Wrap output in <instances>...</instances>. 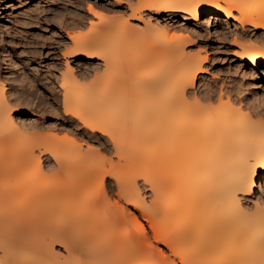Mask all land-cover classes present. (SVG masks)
Instances as JSON below:
<instances>
[{
	"label": "bare ground",
	"instance_id": "1",
	"mask_svg": "<svg viewBox=\"0 0 264 264\" xmlns=\"http://www.w3.org/2000/svg\"><path fill=\"white\" fill-rule=\"evenodd\" d=\"M119 3L123 7L122 4L127 5L128 1L120 0ZM136 4L135 6H132V3L128 4L129 8L131 6L133 8L130 10L134 20H143V9L154 14L165 13L167 18L182 12L185 14L184 20L201 19L203 25L205 24L208 29H215L213 31L225 39L229 37L228 34L232 29L230 46L242 47L244 39H248L249 46L242 51H234V54L240 61V66L235 71H241L244 77L246 76L248 94L246 93L244 98L246 103L248 102L245 104L249 106L245 105L246 107L242 109L243 107L234 101V93L231 94L232 91L229 93L224 87L219 93L213 88L202 92L195 90L200 73L206 72L204 64L208 57L202 58L200 54L192 56L190 53V55L185 53L186 44H192L189 35L180 34V36L173 33L180 36L176 39L179 42H174L173 36L170 39H174L173 43H169L172 45L155 46L154 55V51L151 50L154 47L148 48L153 56L148 62L151 60L154 62L155 59L162 60L161 57L166 54L168 57L174 56L175 59L170 58L172 63L170 62L169 65L168 62L166 65L163 64L164 66L153 65L154 72L151 71L144 76L142 72L152 64L144 66L148 63L144 57L146 60L143 62L146 63L139 65L137 63V67L140 68L136 67L137 70L135 68L136 73L139 70V75H136L139 78L130 75L131 78L128 76L130 82L122 83L124 85L120 82L119 87H123V90L129 87L127 89L131 92L130 95L120 89V94L115 100L109 98L111 101L108 99L106 101L104 95L102 98L100 97L102 95L98 96L99 94L95 96L96 91L100 93L101 85L88 84L79 87L78 78L85 76L86 73H78L73 66H67L71 69L63 74L67 80H62L61 87L64 88L65 102L71 101L74 105L65 108V114L72 116L70 119L72 122L77 119L89 131L110 136L116 149H124L128 144H124L126 142L122 141L124 138L119 139L117 133L115 134L117 131L114 122L121 124L124 120L127 126L136 118L134 121L138 128L146 126V130L143 129L144 138L150 140L151 144L147 146L144 143L143 148L148 147L151 154L152 151L156 152L153 155L158 152L159 156L153 164L160 165L158 177L161 175L160 179H163L161 181L157 178L156 180L145 178L155 196L153 205L149 207L143 205L144 189L135 185L138 183V176L134 172L129 178L134 187L130 186L128 189L122 187L123 179L116 176H114L116 183H108L107 178L113 176L115 166L120 164H115L104 157L92 156L93 152L90 149L78 151L73 149V151L58 144L38 155L32 148L21 147L25 146L24 143L27 146L28 143L32 144L33 148L37 147V142L34 143L36 134L34 130L29 131L33 137L30 139H35L33 142L30 141L31 143L28 140L30 136L25 137L27 134L25 138L22 136L24 129L21 131L17 118L12 117V109H9V100L6 98L8 94L4 92L2 86L0 90V264H264V209H262L264 206L256 200L254 203L256 212H250L251 209L247 208L245 202L247 196L257 193V187L264 189V121L256 117L264 118V103L257 104L253 101L256 95L252 97L249 94L255 93L257 88L250 80L255 77L256 72L264 70V0H137ZM88 10L98 15L99 11L94 10L93 6L90 5ZM106 20H103L104 27L102 31H97L96 36L84 38L80 35V37L71 35L75 48L70 53L76 58L86 60L85 64L89 66H97L99 63H95L94 60H102L107 67L112 65V62L119 58L118 56L131 55L133 52L130 42L132 39H128L129 43L127 38L135 36L133 35L135 32L138 34L137 28L130 24L128 19L120 21L121 31L118 28L119 34L113 41V38H110L113 30H109L112 21L106 25L108 24ZM147 23L148 29L145 30L146 33L143 31L144 34L150 32L151 22ZM108 26L109 28L106 29ZM162 28L165 29L163 26ZM143 38L149 41L148 36L144 35ZM151 42L154 43L153 40ZM2 54L12 62L8 50H4ZM191 62H194L192 67L189 64ZM182 63L186 64L183 65L185 67L181 66ZM12 65L17 68L14 62ZM178 66L185 68L184 73L182 71L181 76L176 79L175 75L171 74L172 81L169 74L176 73V70H179ZM181 68L177 72H180ZM168 69L172 71L169 72ZM153 74L154 79H152ZM68 76H72L73 79H69ZM143 76L145 79H142ZM159 76L161 78L168 76L169 79L165 77L167 81L164 78L158 79ZM119 78L117 81L123 80ZM98 81L100 82L97 79L94 83ZM137 83L140 85H136ZM172 84L175 88L167 93ZM166 85L168 87L165 92L166 89L163 90V87ZM136 86L140 87V93L146 92L147 101H143V93L131 95L135 90L139 92ZM94 88L97 90L91 94L93 91L90 93V90H95ZM86 91L90 96L86 95ZM114 92L115 90H112L115 96ZM157 93L160 99L154 96L158 95ZM149 95L150 98L151 95L155 97L154 102L148 101ZM80 97L84 107L82 109L83 105H81L80 111H76ZM98 97L104 98L105 104L114 102L105 106L99 103L100 100L99 102L95 100ZM216 98L219 102L217 101L215 107L207 105L208 102L205 103V101H214L215 104ZM102 105L105 107L103 108ZM98 112L100 113L97 114ZM17 114L18 119L35 116L26 111H17ZM88 115H91L90 118ZM107 115L112 117L111 122L105 119ZM129 120L130 122H127ZM140 131L142 132V128ZM3 134L12 136L10 139L15 143L14 145H17L16 148L20 153L11 151L1 142ZM139 138L141 137L131 139L132 144ZM141 141L137 142L138 145L136 142L134 144L143 145ZM150 142L147 141L148 144ZM129 147L128 145L127 149ZM129 149L128 153L132 154L131 156L134 153L135 160L132 158L129 161L128 153L120 155L119 160L127 163L129 161L130 165L134 163L138 165V160L142 164L146 162V158L149 160L147 153L139 155L134 148ZM146 150L147 148L145 152ZM44 156L45 160L53 158L55 165H44ZM145 156L146 160L142 161ZM55 169L60 173L68 170L70 177L68 176L67 181L70 178L72 180L64 185V181ZM52 172L57 174L56 178L55 175L51 178ZM89 184H98L99 192L97 189L94 191L95 195H91L92 192L84 193L83 191L90 188ZM114 185L118 189V199L115 201L112 213L108 214V211V215L103 218L100 209L103 207L102 204L105 205V201H108V192ZM82 193L86 195L82 197ZM64 196L70 201L62 200L61 198H66ZM80 200L82 204L79 203ZM120 201L133 206L134 209L121 205ZM96 208L99 211L95 210V212ZM143 220L149 223V229L146 228ZM129 222L131 225L128 224ZM56 245L61 246L65 254L57 253ZM160 245L169 253H166Z\"/></svg>",
	"mask_w": 264,
	"mask_h": 264
},
{
	"label": "rangeland",
	"instance_id": "2",
	"mask_svg": "<svg viewBox=\"0 0 264 264\" xmlns=\"http://www.w3.org/2000/svg\"><path fill=\"white\" fill-rule=\"evenodd\" d=\"M119 1L120 0H0V52H1L0 53V90H1V87L3 86L4 92L6 91L5 93L8 94V95L7 94L5 95H7L6 98H8L7 100H9L8 101L10 104L9 109H12V111L10 110L11 115H13L12 117H14V119L17 118L18 123L22 128L21 131L24 129L22 131L23 133L22 136L24 137L27 134V136L25 137L30 136L28 137L29 142L30 141L33 142L35 139H30L32 135L29 131L34 130L33 132H35L36 134V136L34 137H36L37 141L35 140L34 143L37 142V145H38L37 147L35 146V148H33L32 144H29V143H28V146L27 144L24 143L25 146H21V147L23 148L26 147L29 149L32 148L35 154H38V155L42 152H45L46 151L45 149L47 148L49 149L55 145L58 146V144H61V146L63 145L65 147H68L69 150L74 149L78 151V150L90 149V151L93 152L92 156L104 157V158L110 159L115 164H120L118 166L117 165L115 166L116 169L114 168L115 172L113 176L107 178L108 183L109 182L116 183L117 182L116 178H119L121 180L123 179L122 180L123 182H121L123 185L122 187L127 188V189L130 188V186L134 187V184L130 183L129 181L130 174L134 172L135 175L138 176V183L135 185L142 187V189H144L143 196L145 198L144 199L145 203L143 202V205L145 206L148 205L150 207V205L153 202V199H155V196H153L154 194L149 189V186L147 185L145 178L148 177L154 180H156L157 178V180L159 179L161 181L163 179H160L161 175L158 177V173H159L158 167L160 165L153 164V161H155V159L159 156L158 152L156 155L155 154L153 155V153H156V152L152 151V154H151L150 153L151 150L148 147L143 148L144 143H146L147 146L148 145L150 146L151 144L150 140L144 138L143 132H145L146 126H144V128L141 127L142 128V132H141L140 131L141 128H138L136 126V122H135L136 118L132 119L133 121L132 124H127V126H126V122L124 123V120L123 122H121V124L120 123L115 124L114 122L115 120L113 121L115 131L117 132H115L114 129L113 131L115 132V134L117 133L116 135L119 137V139L120 137H122V139L123 138L125 139V140L124 139L122 140L123 142L126 141L124 142V144L126 143L130 146L129 148H134L135 150H137V154L139 155L141 153L142 154L147 153L146 155H149V160L148 158H146V156L143 157L142 161H144L145 158L147 159V160L145 159L146 162H143V164L140 163L141 161L138 160L139 163L138 162L137 163L138 165L140 164L139 166L135 163L133 165H130L131 163L129 161L132 160V158L135 160V157H134V153H133V156H131L132 154L128 153V151H130L129 148L127 149L128 145H125V146L123 145L125 150L123 148L116 149L114 148V145L111 142L112 138H110V136L102 135L99 132L93 133L92 131H89L88 129L84 128L83 124H81L77 119H74V122H72L70 120L72 116L65 114V108L67 106L74 107V105L72 104L73 102L69 101L67 102L68 104L65 102L64 96H63L64 88L61 87L63 81L67 80V77L66 78L63 77V74L68 73L69 69H71V68H68L67 66L69 67L73 66L78 73H84V74L86 73L85 76L83 75L82 77L78 78L80 80L79 83L77 82L78 84H80L79 87L87 86L88 84L89 85L95 84L96 86L101 85L102 87H101L100 93H98L99 91L97 92L96 91L97 89L95 88H94L95 90L91 89L90 93L93 91L91 93L93 94L96 91V93H94L95 96L99 94L98 96L102 95L100 96L101 98L104 95V98L106 101L107 99L109 101L110 100L109 98H113L112 100H115V97H117L120 94L119 92L121 90L124 91V93L126 92L127 94L130 95L131 92L129 91V89H127L129 87L126 88L127 91L126 89L123 90V87H119L120 82H121V85H124L122 83L130 82L128 79L130 75L132 76L134 75L133 78L137 77L136 75H139L138 74L139 70L136 73L135 68L141 63H146V62H143L146 59H147L146 60L147 62H148V59L150 58L153 59L152 52H150L151 50L154 51L156 47L158 46L160 47L165 46V45L171 46L173 43L172 40L175 39L174 42H179L176 39L180 38L181 35L183 36L189 35V37L192 38V39L190 38L192 44L190 43L186 44L185 53H188V54L190 53L192 56L196 54H200L202 58L206 56L208 57L207 61L204 64V68L206 72L200 73L199 81L197 83L195 90L198 92H202V91L208 90L209 88H213L217 90L219 93L220 90L224 87L226 91L228 92L232 91L231 94L234 93V98H235L234 101L238 105L243 107L242 109H244V107L249 106V105H246L248 102L246 103L245 98H244L246 96V93L248 92V91L246 92V90H248V84L246 82V78H245L246 76L244 77L241 71H235V69L240 66L239 65L240 61L237 58V56H235L234 51L236 50L242 51V49L248 47L249 45H248V39H244L243 41L244 45L242 47L230 46V41L233 37L231 36V32L233 31L232 29H230V32L228 34L229 37L225 39L223 36L221 37V35H217V33L214 32L215 29H211V28L208 29L205 26V24L203 25V20L201 19L200 20H190V19L184 20L183 17L185 16V14L182 12L176 13V15L173 16L172 18H167L165 13L164 14H154L153 12L149 10L143 9L142 10L143 13L141 12L143 16V20L142 21L134 20L132 18V10L130 9H133L132 8L133 5L134 6L137 5L136 4L137 0H125V1H128V3L127 5L122 4L123 7H121V3H119ZM131 3H132V6L129 8L128 4L130 5ZM90 5L94 7V10H96L97 12L99 11L98 15L93 14L92 11L91 13L90 10H88ZM104 19L105 20L107 19L105 22L108 24L105 23L106 25H109V22L112 21L109 25L111 29L109 28V26L106 27V29L109 28L110 31L113 30L110 33L111 34L110 38L112 37L113 41L116 40L114 39V37L118 36L119 29L121 31V27H120L121 22L127 19L129 20L130 24L134 25L137 28L138 34L140 35L138 36L137 32H135V34L133 35H135L136 37L133 36L132 38L131 37L127 38V40L132 39L130 40V42L133 48L132 50L133 52L131 53L129 51L131 55L127 54L128 53L127 51H126L127 56H124V54L122 55L120 53L122 56L117 55L119 58L118 59L116 58L115 62L114 61L112 62V65L110 64L109 66H107L108 68L105 66L102 60H94V62L99 63V65L92 67V66L85 64L86 60L76 58L74 55L70 53L75 48V43L72 40L71 35L72 37L73 36L76 37L80 35L84 38L96 36L100 30L102 31V27H104L102 24L104 23L103 22ZM149 21L151 22L149 23L150 32L147 34H144L143 31L148 29L147 22ZM111 24H112V27H111ZM117 24H118V27H117ZM162 26L165 27V29H163ZM160 28L162 29V31ZM139 30L143 33L139 32ZM163 32H165V34H163ZM173 33L178 34V35L181 34V35L178 37V35L176 36ZM144 35L149 37V41L143 38ZM173 36L175 38L170 40ZM151 40H153L154 43H152ZM170 42L172 43L169 44ZM151 46L154 48L149 50L150 48H152ZM4 50L5 51L8 50V54L10 55L12 62L7 60L4 57V54H2L4 53ZM146 52L148 54H146ZM149 53H151V55ZM154 53L155 51L153 52V55ZM168 54L173 55L174 53H168ZM145 55H147L148 58ZM144 57H146L145 60H144ZM161 58L162 60L158 59L157 61V59H155L156 61L154 62L151 60L150 62L146 63L144 66H147L151 63L152 64L149 65L148 68L145 67L146 70L144 72L141 71L142 74H144L145 76L147 73H150L151 71H153L152 67L155 68V66L159 64L166 65L167 62H168V65L171 64L174 56L172 58V56L168 57L166 54L164 57H161ZM13 62L15 63V65H17L16 69L14 68L15 66L12 65ZM173 62H176V61L173 60ZM137 63L138 65H136ZM193 63L194 62L189 63L190 67L194 66ZM183 65H186V64L182 63L181 66ZM181 66H178L179 70ZM142 69L144 70V67H142ZM168 70L169 72L172 71V69L171 70L168 69ZM177 70H176V73L175 72L170 73L169 74L170 77H171V74H173L175 75L174 76L175 79L179 78L178 76L183 70H185V68L182 69L180 72H177ZM107 71L109 72L110 75H108ZM242 75H243V78L241 77ZM114 76H116L117 78ZM144 76L142 79H145ZM119 77H121L123 80L117 81ZM164 77L166 79L168 78V76H164ZM68 78L71 80L73 79L72 76H68ZM124 78L125 79L127 78L128 80L126 79L127 80L126 81ZM137 78H139V76ZM163 78H161L160 76L158 77V79H163ZM97 79L100 80V82L98 81L99 84L94 83V81H97ZM152 79H154V74H153ZM104 80L106 82H104ZM170 80L173 81L172 77L170 78ZM107 81L109 83H107ZM250 82L254 84L255 87H257L255 88L256 91L254 90L255 93L254 92L249 93L252 97L254 96V94L256 95V97H253L254 98L253 101L254 102L256 101L257 104H259L260 102L264 103L263 101L264 100L263 99L264 98V70L262 69L259 72H256L255 77L251 79ZM173 84L171 85V87L168 88V91L166 87H168V85L170 84L164 86L163 90L166 89L165 92L167 91V93L171 92V89L175 88ZM258 84L260 86H258ZM136 85H138V83ZM136 87L135 89L138 88ZM106 88H108V90H110L111 92L106 90ZM132 88L133 87H131V89ZM227 88L228 89L234 88V90H228ZM111 89L115 90L114 92L115 96L112 94ZM141 89H143V86ZM160 89H162V87ZM105 91H107L108 93ZM133 91L134 90H132V93ZM140 91H141L140 89H139V92L135 90V92L131 95H134V94L140 95L143 93V98H144L143 101H145L146 100L145 96H147L146 92L144 94V92L140 93ZM109 92L111 93V95ZM237 92L238 94L240 93L241 95L240 94L238 95ZM108 94L110 96L113 95V97H110ZM157 94L158 95L155 94L154 96L157 99H160L161 97H159V93ZM160 94H162V92H160ZM86 95L90 96V94H88L87 91H86ZM151 96L152 97L150 98V95H149L148 101L154 102L155 97L153 95ZM100 97H98V99H95V98L94 99L96 101L98 100L97 102H99L100 100L99 103L105 104L106 102L103 101L104 98L101 99ZM85 98H87V96ZM257 98H259L260 100L262 99L263 102ZM217 101L219 102V100L216 98L215 104H214V101H205V103L208 102L207 105L215 107L218 103ZM224 101H226V98H224ZM238 101H240V103ZM113 102L114 101H112L111 103ZM111 103L108 102L107 104H105V106ZM149 104L150 103H148V105ZM77 105L78 107L76 111H80L81 105H83V102L81 101V97H80V102H78ZM105 106H103V108ZM83 107L84 105L82 106V109ZM17 111H26V112L32 113L35 116L33 117L24 116L18 119ZM95 113H92V114H95ZM99 113L100 112H98L97 114ZM112 114H113L112 115L113 119H115L114 113ZM109 115L105 116V119L111 122L112 117L111 116L109 117ZM90 116L88 115L89 118ZM256 117L260 118L258 120L264 121L263 117L262 119H261V116H256ZM127 122H130V120ZM146 125L149 126V124H146ZM27 126L28 128H26ZM143 129L145 130L143 131ZM113 131H111L112 134H113ZM137 131H140V132L137 133ZM9 135L10 134H3L1 142L3 144H6L8 149H10L11 151L17 152L19 149L16 148L17 145H14L15 144L14 142L12 143V139H10V137L12 136L11 135L9 136ZM134 137L135 138L137 137V139L138 137H141L139 138L138 141L142 140L141 142L143 143V145L139 144V146H137L138 141H133L134 143L136 142L137 145L134 143L132 144L131 141L134 139ZM28 140H26V142H28ZM146 140L149 141L150 143L148 144ZM26 148H25V151H27ZM146 148L147 150L145 152ZM135 150H133V152L136 153ZM25 151L23 152L25 153ZM17 153H20V152L18 151ZM125 153L126 154L128 153V157H129L128 163L127 161L125 162L122 160L123 161L122 162L121 160H119V156ZM129 155L131 156V158ZM43 159H44L43 160L44 165H48V166L55 165L53 158H50V160L47 159L48 160L47 161L45 160V156H44ZM148 161L152 162V164ZM55 171L60 176V178L64 181V185L66 182L69 183L70 180H72V178H70V180L67 181V179H69L68 176L70 177V174H69L70 172L68 170H66L65 172L61 171V173L57 171V169H55ZM54 173L55 172L50 173L52 176L51 178H53L54 175H55L54 178H56L57 174H54ZM114 176H116V178H114ZM88 187L90 188H87L86 186L88 191L85 190L83 192L84 193L92 192L91 195L92 194L95 195L94 191H97L98 184H95V185L93 184ZM117 190L118 189L116 185H114L112 190L111 189L109 190L108 201L106 200L105 201L106 204L105 203H104L105 205L102 204L103 207H101L100 209V212L102 213L101 216L103 218H105L108 214L112 213V210L115 207V201L118 199ZM256 190H257L256 191L257 193L255 195L247 196L245 200L247 208L249 207V209H251L250 212L255 211L256 207H254L255 205L254 203L256 200H259L260 203H262V206H264V189L261 187H257ZM98 192H99V189H98ZM85 195L86 194L83 195L82 193V197H84ZM64 197L66 198L64 199L61 198L64 201H67L69 199L67 198V196H64ZM17 198H19V196ZM83 200L84 199H82V201ZM80 201L79 203L82 204V201L81 202ZM119 203L123 206L127 205L124 201H120ZM127 207H129L132 210L134 209L133 206L127 205ZM262 209H264V207H262ZM95 210H98V208L94 209V211ZM94 211H91V212H94ZM108 211L109 213L107 214ZM162 216L163 214H161V217ZM143 222L146 228L149 229V226H148L149 223L144 220ZM128 224L131 225V222H129ZM129 225L128 227L130 228ZM131 229H134V228L131 227ZM160 247L166 253H169V251L164 246L160 245ZM55 251L60 254L61 253L65 254L64 249L59 245L55 246Z\"/></svg>",
	"mask_w": 264,
	"mask_h": 264
}]
</instances>
